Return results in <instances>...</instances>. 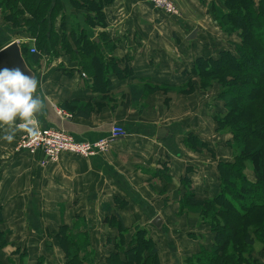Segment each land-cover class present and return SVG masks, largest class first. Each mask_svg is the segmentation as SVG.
I'll use <instances>...</instances> for the list:
<instances>
[{
	"label": "crops",
	"instance_id": "obj_1",
	"mask_svg": "<svg viewBox=\"0 0 264 264\" xmlns=\"http://www.w3.org/2000/svg\"><path fill=\"white\" fill-rule=\"evenodd\" d=\"M173 1L180 8V17H168L141 0H112L104 6L106 26L101 30L112 41L105 44L106 58L129 70L125 78L115 73L108 75L106 96L92 91L93 81L80 74L76 63L63 58L35 64L39 80L36 95L44 102L42 112L34 118L37 126L62 127L78 140H96L107 135L111 125L121 124L126 136L112 141L102 154L89 158L63 154L57 162L44 166H40L38 156L16 148L20 131L11 143L0 139L1 228L10 231L6 237L8 247L14 243V247H23L26 264H35L40 256L44 264H60L55 245L59 226L75 224L81 228L83 220L95 263L102 264L97 258H104L107 250L100 247L110 246L107 239L118 233L103 223V203L115 207L120 214L129 229L127 240L136 224L147 227L159 248L162 264H182L180 254L190 256L200 245H210L213 236H203L202 228L194 227L177 238L170 225L179 212L178 199L184 192L182 175L191 179L198 198L211 197L219 191L217 161L230 160L222 157L223 144L209 138L212 124L208 95L202 93L196 102L194 93H178L166 110L162 100L167 95L159 97L157 93L151 109L138 112L131 106L132 95L128 92L130 83L179 87L190 79L183 70L189 69L197 56L214 57L231 46L222 45L221 33L211 25V15L204 12L213 0ZM61 4L65 18L68 13L84 18L70 6V0H61ZM6 16L7 12L0 9V48L12 41L25 44L28 39L17 36L25 29L12 26ZM190 19L195 22L191 27ZM85 28L95 34L99 29ZM193 28L198 29L197 35L188 40ZM121 96V104L112 111L116 104L108 107L107 100L114 102ZM79 103H87L88 117L72 115ZM58 109L68 112L71 118L59 116ZM159 126L166 129L164 137L156 136ZM8 131L0 127V137ZM187 134L207 143L209 151L186 148L182 139ZM226 140H230L228 135ZM114 198L122 204L114 203ZM157 214L163 220L160 230L150 224ZM263 255H257L258 264H264ZM13 257L0 253L5 264L14 263Z\"/></svg>",
	"mask_w": 264,
	"mask_h": 264
},
{
	"label": "trees",
	"instance_id": "obj_2",
	"mask_svg": "<svg viewBox=\"0 0 264 264\" xmlns=\"http://www.w3.org/2000/svg\"><path fill=\"white\" fill-rule=\"evenodd\" d=\"M111 1L70 0L73 9L83 14L89 28H99L97 33L105 42L102 46L90 37L84 25L72 24L70 38L77 50L71 52L81 69L90 74L93 81L91 89L100 93V97L106 96L110 85L101 67H111L112 73L120 78L129 74L127 67L121 69L118 62L107 59L104 52L105 44L112 41L100 29L106 26L103 8ZM19 4L21 9H18ZM61 5V0H0V9L7 12L6 17L12 26L34 32L38 37L35 53H29L27 46L21 44L28 66L37 65L42 55L50 51L46 43L51 32L44 31L51 27L49 20L52 14L57 13L55 8L59 9ZM206 10L220 30L228 36L235 35L238 42H231L229 48L222 49L214 57L197 56L191 67L183 70L190 79L179 87L147 85L153 89L167 87L169 90L186 86L187 90H184L192 92V76L199 80L201 91L217 82L221 88L214 98L224 104L211 114L217 123L216 131L229 133L233 138L232 158L217 161L219 191L214 196L198 198L187 174L180 178L184 187L180 207L207 217L213 236L210 245H200L196 253L184 257L183 264H258L252 249L256 243L264 245V0H213ZM145 88L146 85L136 83L128 85L132 105L141 100ZM86 104L79 103L72 115L88 117L90 109ZM64 107L67 109L62 105ZM182 143L193 151L210 149L207 143L193 134L184 136ZM247 163L251 165L249 169ZM114 203L122 204L117 198H114ZM101 207L103 223L118 231L117 235L107 239L110 243L104 256L107 264H162L159 248L147 227L136 224L127 240L129 229L116 208L106 203ZM1 209L0 202V251L9 245L6 237L10 232L1 228ZM81 226L62 224L57 230L55 238L65 255V264H96L84 220ZM44 262V257L40 256L35 264ZM0 264H5L1 258Z\"/></svg>",
	"mask_w": 264,
	"mask_h": 264
},
{
	"label": "rangeland",
	"instance_id": "obj_3",
	"mask_svg": "<svg viewBox=\"0 0 264 264\" xmlns=\"http://www.w3.org/2000/svg\"><path fill=\"white\" fill-rule=\"evenodd\" d=\"M175 5L179 9V12H180V15H181L180 8L178 7V5L176 3H175ZM70 6L72 8H74L73 4H71V3H70ZM18 7H19L18 9H21L22 5L19 4ZM61 7H62V5L59 7V9ZM55 9H56L57 13L52 14L51 19L49 20L50 21L49 24H51V27L45 28L46 30L44 31V32H49V33L51 32L50 40L47 41V43H46V44H48L47 46H48L50 51L47 54H45V55L43 54L42 55V57L40 59V62L41 61L50 62V61H54V60H60V59L62 60L64 58V59L69 60L70 62H72L74 64L76 63V65H78L77 68L80 70V74L81 75L85 74L91 79V76H90V74L88 72H86L83 69H81L82 67L79 68L80 64H79L78 60L76 59L75 55L71 52L73 50L74 51L77 50L76 49L77 46L73 43L72 38H70L71 37L70 33L72 32V24H76V22H77L80 27H81L82 24L87 26V24H86L87 22H86L85 18L80 20L77 17H72L70 13H68L67 14V18H65V15L63 14V11H64L63 7L60 10L57 7ZM204 12L206 14L207 10L204 11ZM25 14L29 15L28 13H25ZM27 15L25 17H27ZM188 23L190 24V27L195 24V22H193L192 20L190 22H188ZM210 23H211V25L214 24L215 28L218 30V32H220L222 34V35L220 34V36L222 37V45L227 44L225 46L228 47V45L231 42H238V38L235 35L228 36V35L224 34L222 32V30H220L219 26L212 19L210 20ZM89 35H90L91 38H94V39L98 40L100 42V44L103 45V43H105L98 33L95 34V32H89ZM17 36L18 37L20 36L21 38L23 36V37L27 38L28 40L25 41V44L27 46L34 47V48L38 49L37 48V43H38V39L37 38L38 37H37V35H35L34 32H28V31L25 30V32H18ZM107 59H109V58H107ZM30 66L32 67L34 72H35L36 69H38V66L37 67L35 65L34 66L30 65ZM110 68L111 67H109L107 69H104L103 67H101V71L104 73V75L106 73V76H108L110 73H112V70H110ZM198 82H199V80L196 77L192 76V81H191V85H192V89H193L192 92H186L184 90V89L187 90L186 86H184V88L180 87L179 89L175 88L174 90H169L167 87H165V88L164 87H159L158 89H153V87H151V88L146 87L145 90H144L142 99L138 103H136L135 105L131 104V106L134 107L138 112H141V111H144V110H149V109H151V107L155 103V95L157 93H158L159 97L167 95V97L163 98V100H162V103L164 104V109H166V110L170 106V103L173 101L175 96L178 95V93H180L181 95H185V96H188V95L190 96L191 94L194 93L193 95H195V98H196L195 101L196 102H199V100H200L199 99V97H200L199 95H202V93L204 95H208V97H209L208 98L209 99L208 100V109H209V111H211L209 117H210L211 124H212V130H210L211 134H208L209 138H211V139L215 138V139L218 140V142H221L223 144L222 145V151H223L222 157L223 158L228 157V158L231 159L232 158V148L231 147L233 145L232 135L229 134V133H221V132L216 131L217 123H216V121L214 120V118L212 117V114H211L214 111H217V110L221 109L222 105L224 104L223 101L219 102V101H217V99L214 98L217 95V93L220 90V88H221L220 84H218L217 82H213L210 88H207L206 91H201V89L199 88ZM121 99H122V96H121L120 100L115 99L114 102L111 101V100H107V102H106L107 104L106 105H108V107H109L111 105L113 106L114 104H116V105H114L112 107L113 109L110 107L112 111H115L114 109L121 104V102H120ZM195 101L190 102L191 103L190 107H192L194 105ZM101 105L102 104H97L98 107H101ZM64 114L67 115V117L64 116L65 119H67L68 116L70 115L68 112H66ZM217 135L221 136L222 138L217 137ZM227 135L230 137V140H226ZM213 144L216 146L217 142H215ZM217 147H218V145H217ZM234 147H235V143H234ZM186 148L191 149L188 146H186ZM214 159H216V157ZM247 165H248V169H249L251 167L250 163H247ZM247 173L249 175L252 174L251 171H248V170H247ZM250 176H252V175H250ZM182 197H183V194L178 199V204H180V200H181ZM198 215H197V213L192 212V210H185V208L184 209L181 208L180 205H179V212L177 214H175V218L176 219H175L173 224H170L171 227H172V230H174L173 232L178 235L177 238L184 237V235H185L184 231L186 232L188 230L193 229L194 227L202 228V231L204 232L203 236H205V234H207V233H210V234L212 233L211 232V228H210V224L208 223L209 219L207 217H202V216H198ZM114 229H116V228H114ZM55 241H56L55 245L57 247L56 254H57L58 258H59L58 260H59L60 264H65L66 263L65 255H64L63 251L60 250L61 248H59V246L57 245V240H55ZM14 246H15V243L13 244V246H10V247L7 246L4 249H2L0 253H2V254L5 253L7 255L11 254V253H14L13 254L14 257L12 259L14 263H12V264H26L25 253H24V251L22 249L23 247L20 248V247H14ZM90 247L92 248L91 244H90ZM100 248H101V250H104V251L107 250L106 249L107 246H103V247L101 246ZM183 252L185 253L184 249H183ZM262 253L264 254V245L256 243V247H254L252 249L253 257L256 258L257 255H260ZM263 257H264V255H263ZM95 258H96V256H95ZM97 259H98V261L100 263L107 264L106 261H105V258L98 257ZM179 259H180L179 263L183 264V259H184L183 254L179 255ZM251 264H254V263L252 262Z\"/></svg>",
	"mask_w": 264,
	"mask_h": 264
},
{
	"label": "built area",
	"instance_id": "obj_4",
	"mask_svg": "<svg viewBox=\"0 0 264 264\" xmlns=\"http://www.w3.org/2000/svg\"><path fill=\"white\" fill-rule=\"evenodd\" d=\"M150 4L155 10L168 17H180V12L172 0H141ZM19 43V42H18ZM27 46V45H26ZM29 53H35L36 48L27 46ZM85 78L87 76L82 74ZM57 114L67 117L65 111L56 110ZM71 116L69 115L68 118ZM35 136L20 131L16 148L31 156H38L40 166L55 163L63 154H71L83 158L93 157L105 152L112 141L123 138L126 130L121 124L110 126L107 135L96 140H78L69 131L62 127L43 128L36 125Z\"/></svg>",
	"mask_w": 264,
	"mask_h": 264
},
{
	"label": "clouds",
	"instance_id": "obj_5",
	"mask_svg": "<svg viewBox=\"0 0 264 264\" xmlns=\"http://www.w3.org/2000/svg\"><path fill=\"white\" fill-rule=\"evenodd\" d=\"M38 78L23 73L19 68L0 69V127L9 131L0 139L11 143L19 131L35 136V116L44 108L42 98L36 95Z\"/></svg>",
	"mask_w": 264,
	"mask_h": 264
},
{
	"label": "water",
	"instance_id": "obj_6",
	"mask_svg": "<svg viewBox=\"0 0 264 264\" xmlns=\"http://www.w3.org/2000/svg\"><path fill=\"white\" fill-rule=\"evenodd\" d=\"M198 29L194 28L191 33L187 36L188 40H192L196 37ZM96 40V39H95ZM8 68V69H14L19 68L23 73L31 76L36 75V73L28 66L25 56L23 53L22 45L19 44L17 41H12L8 43L7 45L0 48V69ZM39 89V85H38ZM37 89V91H38ZM166 134V129L159 126L157 128V137H164ZM161 216L159 214L155 215L151 221L150 224L155 229L160 230L163 226V220L160 218Z\"/></svg>",
	"mask_w": 264,
	"mask_h": 264
}]
</instances>
